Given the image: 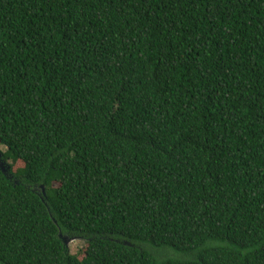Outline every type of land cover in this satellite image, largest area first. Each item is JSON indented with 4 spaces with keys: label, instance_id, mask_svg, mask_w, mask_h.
Masks as SVG:
<instances>
[{
    "label": "trees",
    "instance_id": "1",
    "mask_svg": "<svg viewBox=\"0 0 264 264\" xmlns=\"http://www.w3.org/2000/svg\"><path fill=\"white\" fill-rule=\"evenodd\" d=\"M0 145V264H264V0H0Z\"/></svg>",
    "mask_w": 264,
    "mask_h": 264
},
{
    "label": "rangeland",
    "instance_id": "2",
    "mask_svg": "<svg viewBox=\"0 0 264 264\" xmlns=\"http://www.w3.org/2000/svg\"><path fill=\"white\" fill-rule=\"evenodd\" d=\"M5 150H6L5 147L0 145V152L3 153V152H5ZM0 162H2V161H0ZM8 163H9V161H8ZM82 246H83V241L82 240H80V239H72L68 243L67 249L69 250V252L71 254H75L82 248ZM142 247L143 248L145 247L148 252H150L152 255H154L156 258H159V259L167 257V256L168 257H179L180 256L179 254H176V252L171 251L168 248H155V247H153V246H151L149 244H142Z\"/></svg>",
    "mask_w": 264,
    "mask_h": 264
},
{
    "label": "water",
    "instance_id": "3",
    "mask_svg": "<svg viewBox=\"0 0 264 264\" xmlns=\"http://www.w3.org/2000/svg\"><path fill=\"white\" fill-rule=\"evenodd\" d=\"M0 155H1V154H0ZM0 161H1V159H0ZM4 165H5V163H4L3 161L0 162V168L2 169L3 172L6 171V168H4ZM8 168H9V167H8ZM8 168H7V170H8ZM42 188H43V187H42ZM59 236H60V238H62V242H63L64 246L67 247V246H68V243H69L72 239H68V238H66V237H62L61 234H59Z\"/></svg>",
    "mask_w": 264,
    "mask_h": 264
}]
</instances>
